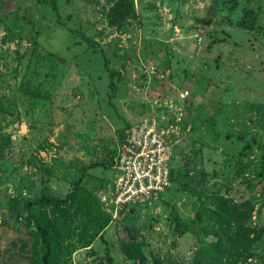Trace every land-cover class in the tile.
Listing matches in <instances>:
<instances>
[{
	"label": "rangeland",
	"instance_id": "374dc122",
	"mask_svg": "<svg viewBox=\"0 0 264 264\" xmlns=\"http://www.w3.org/2000/svg\"><path fill=\"white\" fill-rule=\"evenodd\" d=\"M51 2L0 0V264H43L31 213L51 264H264V0ZM152 111L180 136L171 185L113 216L110 155Z\"/></svg>",
	"mask_w": 264,
	"mask_h": 264
},
{
	"label": "built area",
	"instance_id": "2783aa9c",
	"mask_svg": "<svg viewBox=\"0 0 264 264\" xmlns=\"http://www.w3.org/2000/svg\"><path fill=\"white\" fill-rule=\"evenodd\" d=\"M147 71L164 76L153 63ZM169 115L152 111L124 128L118 137L110 155L116 170L109 186L113 216L162 198L170 187L172 157L180 136Z\"/></svg>",
	"mask_w": 264,
	"mask_h": 264
},
{
	"label": "trees",
	"instance_id": "16d2710c",
	"mask_svg": "<svg viewBox=\"0 0 264 264\" xmlns=\"http://www.w3.org/2000/svg\"><path fill=\"white\" fill-rule=\"evenodd\" d=\"M52 6L54 9H57V6H56V3L54 2V0H52ZM250 11L248 12V9L245 11L244 13V16L243 18L238 22L239 25L243 26V27H247V28H250L252 27V23H253V16L250 15V12H253L252 11V8H249ZM86 40L92 44V45H95L94 42H91L89 41L87 38ZM108 62L107 60L105 61V65L107 66ZM108 69V67H106ZM108 74H109V87L111 89V92L109 94V97H112V94L114 92V90H116V83L114 81V71L110 70L108 71ZM122 71L121 72H118V77H122ZM206 80L203 81V83L205 82ZM124 128L121 129L120 133H119V136L121 135L122 131H123ZM172 177H173V173H172V167H171V170H170V179L172 181ZM82 180V173L79 175V177L73 181V189L71 192H69L65 197L63 198H59V197H54V196H51V195H48L44 192L41 193L40 196H38L37 198H35L33 201H29V205H32V203H42L44 202L45 200H55V201H66L68 198L76 195V192L78 191V188L80 186V182ZM89 210H88V215L89 217L91 218V220H94L98 223L99 227H100V230L103 229V227L105 226L106 222H104L103 220L107 221L108 218L104 215H100L99 213H94V211L92 210V208L90 206H88ZM128 214H133L130 213V210L128 211ZM31 215L34 217V220H35V223H36V227H37V231L38 233L40 234V237H41V241H42V245H43V253H42V263L43 264H51V261H50V255H51V251H52V242H51V239L49 238V231H48V227L46 224H44L38 217L34 216L32 213ZM106 217V219H105ZM196 217H197V220L198 222L201 223L202 221V218H203V214L200 212V211H197L196 213ZM212 218V221L213 222H217L216 219L214 217H210ZM218 228H219V234H218V240L217 241H214V242H211L212 243V246L214 248H217V250H225V246L227 245L226 244V241H227V234H226V230L225 228L220 224L218 225ZM176 232H177V235H182L183 231H182V227H177L176 229ZM223 241V242H222ZM225 243V244H224ZM212 247V248H213ZM106 253L109 257V252H108V248L106 249ZM111 262V259H109V264ZM193 264H202L201 263V259H198V255L196 256V258L194 259L193 261Z\"/></svg>",
	"mask_w": 264,
	"mask_h": 264
},
{
	"label": "water",
	"instance_id": "95a60500",
	"mask_svg": "<svg viewBox=\"0 0 264 264\" xmlns=\"http://www.w3.org/2000/svg\"><path fill=\"white\" fill-rule=\"evenodd\" d=\"M194 44V43H193ZM193 44H192V46H193ZM192 46H190V47H187V49L188 50H191L192 49ZM134 211V209L132 208V209H130V213H132Z\"/></svg>",
	"mask_w": 264,
	"mask_h": 264
},
{
	"label": "crops",
	"instance_id": "0c3cea01",
	"mask_svg": "<svg viewBox=\"0 0 264 264\" xmlns=\"http://www.w3.org/2000/svg\"><path fill=\"white\" fill-rule=\"evenodd\" d=\"M191 45H189L188 47H190ZM113 152H114V150H113ZM110 184H111V182H109Z\"/></svg>",
	"mask_w": 264,
	"mask_h": 264
}]
</instances>
